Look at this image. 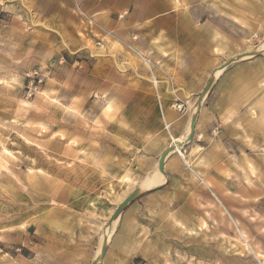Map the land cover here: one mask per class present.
I'll return each mask as SVG.
<instances>
[{
    "label": "rangeland",
    "instance_id": "obj_1",
    "mask_svg": "<svg viewBox=\"0 0 264 264\" xmlns=\"http://www.w3.org/2000/svg\"><path fill=\"white\" fill-rule=\"evenodd\" d=\"M165 20L180 23L167 38H188L179 54L214 43L192 90L264 42V0H0V264H91L105 232L101 264H263L264 140L240 158L235 144L214 157L190 139L185 164L166 155L164 182L108 225L128 194L162 179L145 144L181 138L180 123L133 107L143 82L154 86L145 60L176 116L196 105L182 101L190 69L167 53L176 42L159 45Z\"/></svg>",
    "mask_w": 264,
    "mask_h": 264
},
{
    "label": "crops",
    "instance_id": "obj_2",
    "mask_svg": "<svg viewBox=\"0 0 264 264\" xmlns=\"http://www.w3.org/2000/svg\"><path fill=\"white\" fill-rule=\"evenodd\" d=\"M164 24V35L160 38L159 45L166 44L169 41L176 42L177 45L174 49V53L173 51H167V53L170 55L174 54L181 56L187 61L186 67L190 70H188L187 75L184 74L185 76L182 73L181 77L183 78L184 76L186 84L189 87H187L184 92H190L191 96L187 97L184 95L182 97V101H190V103H194L197 100L195 95L201 92L205 84L198 86L196 90H192L193 86L195 87L196 85H199V79L201 80V77L199 78V75L197 77V74L195 75L191 69L200 70L204 67V65H206L205 63L207 61L214 58V55H209V53H212L209 48L214 49V43H210L209 41L205 43V40L198 39V44L201 42L205 43L200 44V49L191 47L189 51L185 49L179 54V44H188V38L183 40L180 36V42L178 36L173 38L169 36L167 38V32L172 28H176L177 32L180 28V23L178 24V21L168 22L165 20ZM147 38L148 41H153L155 39L154 37L149 36ZM170 55H167L166 58ZM227 60H229V58L223 60L214 69L213 74L215 75V81L209 92L203 98L201 108L195 121L194 132L188 143L192 144L189 147L190 149H193V146H199L196 145V143L201 141L203 146H205L204 150L206 151L201 153H205L206 155L210 153L214 157H224L222 150H230L229 146H231V144H235L238 153L234 152L233 154L241 158V150H243L245 155H252L251 151L250 153H247V143L250 142L249 145H251L254 149H258L261 148L264 140V56H251L249 58L243 57L233 61L223 69H220L219 66ZM216 69L220 70L218 74H215L217 71ZM175 78L178 79V76H175ZM178 83L182 84L180 81H178ZM159 89V84L154 86L151 84L149 86L147 82H143V89L137 90L139 92H137V94L135 93L133 96V101L135 102L133 107L139 108L141 107L139 104L141 102H145L146 108L155 110L157 113V121L159 124L163 123V121L165 123L170 122L173 124L180 123L179 130H177L174 134L175 136L185 135L187 127H189L193 111H187L182 117L176 116V114L171 111L172 98L168 94V92H170L169 88L166 89L167 91H164L163 89V94L160 93ZM174 119L177 120L174 122ZM215 126L219 128L218 135L212 137L211 129ZM155 132L153 134H155ZM160 138L161 137L152 139V142L149 140L145 144L148 146V149H150V153L154 152L158 156H160V154L170 145V142L166 143ZM236 141L238 142V145ZM187 144H185L184 147L185 152L187 151ZM142 145L143 143L141 144V149L143 150ZM254 156H257L256 153ZM165 161H163V165ZM187 163L189 164L188 161ZM186 166L189 167L195 175L199 176L198 173L190 167V164H186ZM199 179L213 195L214 192L211 190L209 184L200 176ZM162 181H164L163 174L158 185L162 184ZM158 185H153L147 189L157 187ZM140 189L142 190L141 185ZM124 226L127 228L128 223H124Z\"/></svg>",
    "mask_w": 264,
    "mask_h": 264
},
{
    "label": "water",
    "instance_id": "obj_3",
    "mask_svg": "<svg viewBox=\"0 0 264 264\" xmlns=\"http://www.w3.org/2000/svg\"><path fill=\"white\" fill-rule=\"evenodd\" d=\"M263 51H264V48L262 50L247 52L245 54L238 55L235 58L229 59V60L225 61L224 63H222L219 66V68L223 69L224 67H226L227 65H229L230 63H232L235 60H238V59L246 57V56H256V55L260 54ZM214 81H215V75L213 74V75L210 76V78H209L208 82L206 83L205 87L201 90V92L197 96L195 110H194V112H193V114L191 115V118H190L189 133H188V135L185 138V142H188L192 138V135H193V132H194L195 121H196L198 112H199V110L201 108L202 100H203L204 96L206 95V93L212 87ZM173 150H174V146H172L170 144L159 156V159H158V170L162 174H164L163 160L166 157V155H168ZM141 193H142L141 189H135L130 194H128L122 200V202L115 208L113 214L110 216V218L108 220V225L110 226L112 224V222H114L117 219V217L124 210V208L130 202H132V200H134L136 197H138ZM106 250H107V238H104L103 242H102V246L100 248V252H99L98 258L96 260H94L91 264H101L102 261H103V258L105 256Z\"/></svg>",
    "mask_w": 264,
    "mask_h": 264
},
{
    "label": "bare ground",
    "instance_id": "obj_4",
    "mask_svg": "<svg viewBox=\"0 0 264 264\" xmlns=\"http://www.w3.org/2000/svg\"><path fill=\"white\" fill-rule=\"evenodd\" d=\"M264 48V42L260 45V47H259V50H261V49H263ZM217 70V69H216ZM218 72H220V70H217L216 72H215V74H218ZM196 106V105H195ZM195 106H194V108H193V111L195 110ZM177 120V119H176ZM175 119L173 120L174 122L176 121ZM186 133L188 134L189 133V127H187V130H186ZM185 133V135H182L181 136V138H179V139H175V138H172L171 140H170V144L172 145V146H174V150L173 151H171L169 154H175V155H178V156H180V155H182V154H184V153H186L185 151H184V147H185V137L187 136V134ZM187 163V162H186ZM187 165H189L188 163H187ZM149 178L151 179V180H155V178H157V175L155 176H153V174L152 175H150L149 176ZM162 182H164V181H162ZM157 185H158V183H156ZM156 184H152V182H149V181H144L142 184H141V188L142 189H147V188H149V187H151V186H153V185H156ZM209 188V187H208ZM139 189H140V187H139ZM217 201H218V203H220L221 205H222V203L220 202V200L217 198ZM228 212V211H227ZM230 216V215H229ZM117 222V221H116ZM235 223V222H234ZM237 228V227H236ZM241 232V231H240ZM108 237V233H106L105 232V234L103 235V239L104 238H107ZM103 241V240H102ZM99 252H100V250H98V252L96 253V259L98 258V255H99ZM256 255V254H255ZM263 256V255H262ZM264 258V257H263ZM95 259V260H96ZM263 264H264V261H263Z\"/></svg>",
    "mask_w": 264,
    "mask_h": 264
},
{
    "label": "built area",
    "instance_id": "obj_5",
    "mask_svg": "<svg viewBox=\"0 0 264 264\" xmlns=\"http://www.w3.org/2000/svg\"><path fill=\"white\" fill-rule=\"evenodd\" d=\"M145 61H146L145 63H147L146 66L148 67V71L150 72V75H151L152 83L154 85H156L157 84V79L153 75V72H152L153 70H152L151 64H150V62L148 60H145ZM183 106L184 105L182 103H175V104H173L174 109H176L179 112H181L183 110ZM164 127L166 129H168L169 128V124L164 122ZM170 140H171V138H170Z\"/></svg>",
    "mask_w": 264,
    "mask_h": 264
}]
</instances>
